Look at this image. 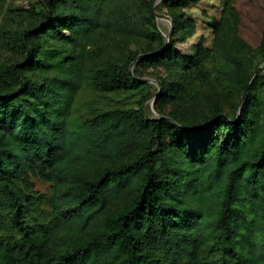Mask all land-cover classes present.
<instances>
[{"label": "trees", "instance_id": "16d2710c", "mask_svg": "<svg viewBox=\"0 0 264 264\" xmlns=\"http://www.w3.org/2000/svg\"><path fill=\"white\" fill-rule=\"evenodd\" d=\"M117 1L44 2L19 35L26 54L0 65V264H264V75L253 72L264 29L251 48L235 0H224L213 47L181 54L194 0H162L168 41L156 30V46L128 59L162 74L157 117L140 105L73 121L84 86L148 85L95 52L101 35L137 28ZM237 93L228 114L219 100ZM30 176L52 183L46 222L27 217Z\"/></svg>", "mask_w": 264, "mask_h": 264}, {"label": "rangeland", "instance_id": "374dc122", "mask_svg": "<svg viewBox=\"0 0 264 264\" xmlns=\"http://www.w3.org/2000/svg\"><path fill=\"white\" fill-rule=\"evenodd\" d=\"M46 1L48 0H0V65L21 60L26 54L27 46L18 40L19 35L22 30L36 25L42 19L45 11L43 4ZM156 2L158 0H118L117 3L120 8H123L138 29L135 28L132 33L112 31L103 34L98 38L95 45V52L101 58L128 65L132 73L134 71L137 73L135 77L147 79L148 85L120 91L94 90L84 86L79 91L73 105L71 116L73 121L80 122L108 109H131L138 108L140 105L145 116L157 117L153 109L152 99L157 90L155 81L162 74L152 69L136 67L128 60L132 55H141L145 50L156 46V30L164 37L169 32L170 20L164 16H169V10L162 1L158 2L154 8ZM263 4L264 0H235V7L238 10L240 20L238 24L239 36L253 49L258 47L263 34ZM150 7L157 13L153 21L150 17ZM223 8L224 0L192 1L184 9V12L194 22V32L183 41L176 42L175 50L181 54L193 55L200 44L212 48L214 41L213 24L221 18ZM146 28H148L146 36L138 33ZM255 56L253 61H256ZM255 71L256 69L253 72L255 73ZM258 72L264 75V67ZM252 77L253 75L245 83V91L249 87ZM12 86H19V81H15ZM237 95L238 93L228 99L220 98L219 100L228 114L234 111ZM240 104L241 101L237 103L238 106ZM21 190L30 209L27 217L30 220L48 221L51 217V200L53 198L52 183L38 176H30L29 183L24 186L21 185ZM204 257L210 261H215L218 256L206 252Z\"/></svg>", "mask_w": 264, "mask_h": 264}, {"label": "water", "instance_id": "95a60500", "mask_svg": "<svg viewBox=\"0 0 264 264\" xmlns=\"http://www.w3.org/2000/svg\"><path fill=\"white\" fill-rule=\"evenodd\" d=\"M160 1H162V0H158V2H160ZM158 2H156L155 4H154V8H156V6L158 5ZM155 14H156V16H157V13L155 12ZM166 18H168L169 20H170V27H169V31H171V29H172V26H173V21H172V19L169 17V16H167V15H164ZM168 36H169V32H168V34L165 36V40H166V42L168 41ZM133 64V63H132ZM264 67V62H262L259 66H258V68L256 69V71H258L259 69H261V68H263ZM141 80H144V81H148L147 79H141ZM155 81V80H154ZM155 84L158 86V88H159V84H158V82L157 81H155ZM155 96H156V94L153 96V99H152V102L154 101V98H155Z\"/></svg>", "mask_w": 264, "mask_h": 264}]
</instances>
